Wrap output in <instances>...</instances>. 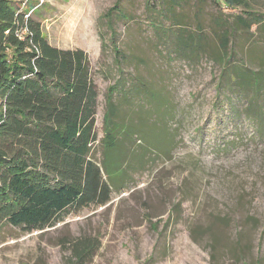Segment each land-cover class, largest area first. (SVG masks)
Listing matches in <instances>:
<instances>
[{"label": "rangeland", "instance_id": "rangeland-1", "mask_svg": "<svg viewBox=\"0 0 264 264\" xmlns=\"http://www.w3.org/2000/svg\"><path fill=\"white\" fill-rule=\"evenodd\" d=\"M115 2L46 0L33 16L51 46L88 55L99 94L94 156L115 170L105 175L111 199L42 231L4 224L0 264H72L83 238L99 244L92 264H264V119L248 115L250 95L220 88L214 59L219 20L234 31V59L264 80V27L238 29L239 11L214 0H120L119 67L103 18ZM254 8L264 14V0ZM189 35L201 36L192 52L178 46ZM259 106L264 114V98Z\"/></svg>", "mask_w": 264, "mask_h": 264}, {"label": "trees", "instance_id": "trees-1", "mask_svg": "<svg viewBox=\"0 0 264 264\" xmlns=\"http://www.w3.org/2000/svg\"><path fill=\"white\" fill-rule=\"evenodd\" d=\"M186 1L172 0L173 5ZM198 1L204 5V0ZM256 1L214 3L229 13L239 11L234 24L249 32L264 27V14L254 8ZM119 10L120 0H116L103 18L120 67L122 53L112 18ZM17 11L14 0H0V228L8 224L32 232L52 227L71 212L106 205L112 187L105 175L111 178L115 170L105 160L99 164L94 156L99 94L87 53L51 46L34 18L28 20L32 36L19 40L15 29L24 19ZM215 25L222 30L220 52L214 58L221 67L219 86L250 95L248 115L262 123L259 102L264 98V80L234 59V31L229 23L216 20ZM178 38V46L191 52V46L198 47L201 41L198 35ZM114 93L115 87L108 89L104 118L110 145L115 140L110 132ZM98 249L93 239L77 240L72 245V264H92Z\"/></svg>", "mask_w": 264, "mask_h": 264}, {"label": "built area", "instance_id": "built-area-1", "mask_svg": "<svg viewBox=\"0 0 264 264\" xmlns=\"http://www.w3.org/2000/svg\"><path fill=\"white\" fill-rule=\"evenodd\" d=\"M18 5L17 15L23 17L24 22L18 24L15 34L19 40L24 41L32 36V32L28 26V20L33 18L37 10L43 7L46 0H14ZM8 33V32H7Z\"/></svg>", "mask_w": 264, "mask_h": 264}]
</instances>
